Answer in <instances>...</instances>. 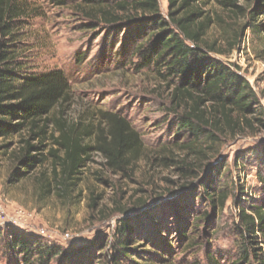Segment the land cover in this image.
<instances>
[{
	"label": "rangeland",
	"instance_id": "obj_1",
	"mask_svg": "<svg viewBox=\"0 0 264 264\" xmlns=\"http://www.w3.org/2000/svg\"><path fill=\"white\" fill-rule=\"evenodd\" d=\"M19 3L27 13L17 21L16 41L8 39L17 51L16 70L40 75L62 69L71 85L70 99L51 118L61 116L68 125H89L96 132L102 112H114L132 123L145 149L123 169L108 167L103 154L93 150L77 186L64 196L43 190V176H53L51 158L17 177L21 164L15 150L21 136L0 138V229L40 237L74 254L52 264H114L115 256L120 264L237 262L243 241L241 209L264 207V126L230 130L217 144L195 141L176 131V116L168 112L172 82L134 66L138 58H130L127 49L133 22L106 24L90 19L75 4ZM237 3L243 9L234 13L217 0H197L213 19L206 38L219 52L210 55L238 69L264 105V33L244 29L249 13L258 9L257 19L263 18V7L258 0ZM160 10L168 18V0H160ZM117 56L127 61L118 63ZM55 128L51 121L49 132ZM90 141L95 144L94 136ZM52 146L49 137L42 151L48 154ZM204 181L228 195L224 205L200 197ZM122 220L133 227L129 257L117 252ZM256 240L253 245L263 248L256 253L262 254L251 251L250 261L239 264H258L255 256H264V237ZM81 247L85 249L78 251ZM0 264L15 263L3 257Z\"/></svg>",
	"mask_w": 264,
	"mask_h": 264
},
{
	"label": "trees",
	"instance_id": "obj_2",
	"mask_svg": "<svg viewBox=\"0 0 264 264\" xmlns=\"http://www.w3.org/2000/svg\"><path fill=\"white\" fill-rule=\"evenodd\" d=\"M217 1L234 13L243 9L237 0ZM51 2L56 6L75 4L90 19L106 24L134 23L130 49L127 46L128 51L131 50L130 58H138L133 62L137 70L148 69L161 80L172 82L168 112L176 116V131L190 134L195 141L217 144L230 130L240 127L255 129L256 123L264 126V105L251 82L238 69L210 55L213 51L219 52L215 42L210 44L206 38L213 19L197 5V0H168V18L160 12V0ZM258 5L263 7L260 11L263 18L257 19L258 9L249 13L244 29L262 35L264 0H258ZM26 13L19 0H0V138L21 136V146L15 150L21 164L17 177L27 176L32 169L51 158L53 176L50 180L43 176V190L46 194L57 190L59 195L65 196L77 186L93 150L103 154L108 167L123 169L143 155L145 146L132 123L114 112H102V122L96 132L89 125L84 128L80 123L68 125L61 116L51 118L54 110L70 99L71 85L62 69L40 75L20 74L16 70L17 51L10 48L12 44L8 39L16 41L17 21ZM127 49H121V53L125 54ZM260 51L263 52L264 48ZM117 59L118 63L127 61L125 56H117ZM59 111L62 112L61 108ZM51 121L56 123V128L50 133ZM103 122H106L105 127ZM93 136L95 144L90 141ZM49 137L54 146L46 154L41 146ZM261 181L264 184V174ZM201 187L200 197L224 205L228 195L223 190L212 186L209 181L202 182ZM243 201L248 202L247 199ZM251 208V211L241 209L243 241L241 256L234 264L249 262L251 251L256 253L263 249L253 244L259 243L257 238L264 237V207L251 205ZM132 231V225L122 220L120 234L123 239L118 244L119 255L129 257L127 250ZM84 249L81 247L78 251ZM73 255L40 237L0 229V260L6 257L15 264H52L68 261ZM117 257L113 258L114 264H120ZM255 258H259L258 264H264V256Z\"/></svg>",
	"mask_w": 264,
	"mask_h": 264
}]
</instances>
